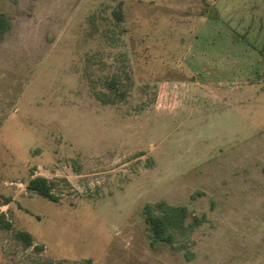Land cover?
I'll list each match as a JSON object with an SVG mask.
<instances>
[{
    "label": "rangeland",
    "instance_id": "rangeland-1",
    "mask_svg": "<svg viewBox=\"0 0 264 264\" xmlns=\"http://www.w3.org/2000/svg\"><path fill=\"white\" fill-rule=\"evenodd\" d=\"M0 14V264H264V0ZM38 176L57 202L26 191ZM160 202L205 218L151 247Z\"/></svg>",
    "mask_w": 264,
    "mask_h": 264
},
{
    "label": "trees",
    "instance_id": "trees-1",
    "mask_svg": "<svg viewBox=\"0 0 264 264\" xmlns=\"http://www.w3.org/2000/svg\"><path fill=\"white\" fill-rule=\"evenodd\" d=\"M114 15L117 20H121L120 11H115ZM11 28L8 18L0 14V40L4 34ZM54 184L43 177L31 178L25 186L26 191L36 194L48 201L57 202L58 197L53 194ZM143 221L149 231V245L152 247L156 244L171 245L173 241L169 231L183 232L186 228H195L202 223L204 216H192L189 225H185V221L189 216L187 209L182 206H171L164 202H160L154 206L145 205L142 210ZM0 229L10 230L11 225L4 219V215L0 214ZM14 239L22 243L25 248L32 246L33 239L30 234L24 231H16L13 235Z\"/></svg>",
    "mask_w": 264,
    "mask_h": 264
}]
</instances>
